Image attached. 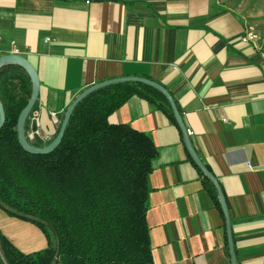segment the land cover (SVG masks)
<instances>
[{
  "label": "crops",
  "instance_id": "0c3cea01",
  "mask_svg": "<svg viewBox=\"0 0 264 264\" xmlns=\"http://www.w3.org/2000/svg\"><path fill=\"white\" fill-rule=\"evenodd\" d=\"M225 0H0V56L26 58L40 82L31 119L43 143L84 89L143 77L172 96L227 205L237 264H264V35ZM14 54V53H13ZM150 136L154 264H230L225 219L179 127L133 96L109 117Z\"/></svg>",
  "mask_w": 264,
  "mask_h": 264
},
{
  "label": "trees",
  "instance_id": "16d2710c",
  "mask_svg": "<svg viewBox=\"0 0 264 264\" xmlns=\"http://www.w3.org/2000/svg\"><path fill=\"white\" fill-rule=\"evenodd\" d=\"M31 93L27 73L16 65L0 69V208L29 221L46 236L47 247L25 254L0 233V264H154L147 213V177L158 155L144 132L109 117L133 96L156 106L176 124L166 98L136 83L99 89L71 114L59 146L48 155L23 151L16 125ZM28 135L35 131L31 119ZM64 113L60 116L62 121ZM178 127V126H177ZM59 128V126H58ZM36 137V147L48 145ZM202 176V174H201ZM211 197L217 194L202 176Z\"/></svg>",
  "mask_w": 264,
  "mask_h": 264
},
{
  "label": "water",
  "instance_id": "95a60500",
  "mask_svg": "<svg viewBox=\"0 0 264 264\" xmlns=\"http://www.w3.org/2000/svg\"><path fill=\"white\" fill-rule=\"evenodd\" d=\"M6 65H16L22 68L27 73L30 79V82H31V93H30L29 99L25 107L21 110L17 118V125H16L18 143L24 152L31 154V155H48L52 153L59 146L74 109L77 107V105L82 100H84L87 96H89L90 94H92L93 92L99 89H102L104 87H108L111 85H115V84H120V83H136V84H141L149 88H152L158 91L160 94H162L166 98L169 104L170 110L172 112L173 118L176 121V124L180 129V132L183 137L184 146L190 158L192 159L196 167L199 169V171L202 173V175L209 180V182L212 184V186L214 187L216 191L217 198H218V201L221 206L224 219H225V228H226V235H227L228 250H229V255H230V264H237L236 254H235L234 245H233L232 236H231V225H230L227 205H226L223 193L220 189L219 183L217 179L215 178V176H213V174H211L207 170V168L205 167V165L203 164V162L200 160L199 156L197 155L195 149L192 146L190 137L188 135V130L182 120L181 114L179 110L177 109V106L172 96L163 86L147 78L135 77V76L115 78V79L96 83L84 89L82 92H80L72 100L70 105L66 108L64 115H63V119L59 124L58 132L55 138L46 146L36 147L33 144H31V142L29 141V138L25 132V124H26V121L35 103L38 100L39 90H40V82H39L38 74L35 68L31 65V63L26 58L18 54L11 53V54L0 56V69ZM4 122H5V113H4L3 105L0 101V130L4 125ZM1 259L4 262L2 256H1Z\"/></svg>",
  "mask_w": 264,
  "mask_h": 264
},
{
  "label": "rangeland",
  "instance_id": "374dc122",
  "mask_svg": "<svg viewBox=\"0 0 264 264\" xmlns=\"http://www.w3.org/2000/svg\"><path fill=\"white\" fill-rule=\"evenodd\" d=\"M225 2L230 3L257 33L264 35V0H225ZM0 233L25 254L39 252L47 247L46 236L40 228L29 221L7 214L1 208Z\"/></svg>",
  "mask_w": 264,
  "mask_h": 264
},
{
  "label": "built area",
  "instance_id": "2783aa9c",
  "mask_svg": "<svg viewBox=\"0 0 264 264\" xmlns=\"http://www.w3.org/2000/svg\"><path fill=\"white\" fill-rule=\"evenodd\" d=\"M259 38L258 33L255 31V29L252 26H248L246 30L244 31L242 37H241V43L243 44H249L255 42ZM14 54H17V50L13 51ZM262 63L264 65V50L261 54ZM29 140H34L36 137L35 133H30L27 135Z\"/></svg>",
  "mask_w": 264,
  "mask_h": 264
}]
</instances>
